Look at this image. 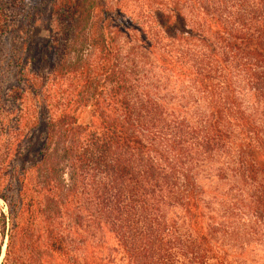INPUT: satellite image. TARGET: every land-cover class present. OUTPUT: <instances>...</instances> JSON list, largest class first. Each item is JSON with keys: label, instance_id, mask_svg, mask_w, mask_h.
Listing matches in <instances>:
<instances>
[{"label": "trees", "instance_id": "1", "mask_svg": "<svg viewBox=\"0 0 264 264\" xmlns=\"http://www.w3.org/2000/svg\"><path fill=\"white\" fill-rule=\"evenodd\" d=\"M168 9L165 36L116 47L107 7L57 0L74 30L57 67L54 37L24 55V23L23 69L4 83L0 63V264H230L209 215L222 181L264 224V0ZM93 10L103 21L83 35Z\"/></svg>", "mask_w": 264, "mask_h": 264}, {"label": "rangeland", "instance_id": "2", "mask_svg": "<svg viewBox=\"0 0 264 264\" xmlns=\"http://www.w3.org/2000/svg\"><path fill=\"white\" fill-rule=\"evenodd\" d=\"M56 1L57 0H22L19 5L17 0H0L3 6V12H1L0 18L4 26L1 31L2 41L5 40L3 44L0 45V63H4L1 73L6 76L3 79L5 81L4 83H7V80H15L16 77H18L17 70L23 67L19 60L17 61L15 59L20 53L16 45H19L18 43L21 42L20 38L26 35V33L23 32V25L27 20H29V24L33 23L30 29L35 37L29 39L28 47H26L27 52L25 51L24 55L26 53H40L45 49V46H47V41H50V39L54 37L55 39L53 38V41L57 40V45H55V49L52 47L51 50H54L56 55V58L54 56L56 61L55 66H58V60L61 61L62 57L64 59L65 45H68L74 30L69 32L71 28H68V26L65 30L61 27L60 22L51 16V7ZM84 1L86 5L92 4L93 7H99L101 5L107 7L110 17L106 20V23H109V27L116 26L124 29L121 30V33L116 34V40L114 41L116 44L113 43L115 46H120L119 44L126 40V33L131 37V41L141 39L143 36H146L147 39L156 36H165V34L160 31L158 26L159 20L155 15L159 10L163 9V11H165L164 13L168 16L170 14L168 8L174 5H178L180 8V0ZM101 16H97L94 10L92 11V14L87 20L88 22L85 23L86 30H83V35H89V33L93 31L92 24L94 21H103ZM51 20L53 21L52 27H54V31H50ZM56 21L58 22V26H56ZM72 22H74V20ZM90 24L91 26L89 27ZM174 25V27L180 29V21H175ZM67 29H69L68 32ZM71 46L72 44L68 45V47ZM87 52L88 50L84 49L83 53L86 54ZM16 62H18V64ZM38 65L41 66L40 64H37V66ZM49 65L50 64H45V66ZM11 68L15 71L10 70ZM29 68H31V65L26 66V72ZM6 90L8 89H4L2 94H5ZM77 119L78 122L82 124L87 123L90 120L88 110L81 109L77 115ZM245 191L244 186L238 183L234 185L229 181H222L221 184L216 186L214 191L215 197L219 199L213 201L214 208L209 215L212 216L213 221L218 223L219 227L221 226L217 237L230 264H264V224L254 219L251 214L240 212L238 209L239 205L236 206V202L233 201L238 199L243 201L247 197ZM221 199L225 201L224 206L219 202ZM0 206L3 208L1 200ZM100 241L103 243V245L100 246L102 255L106 256L107 254H111V250L115 249V242L111 235H107L106 232H103L100 235Z\"/></svg>", "mask_w": 264, "mask_h": 264}]
</instances>
